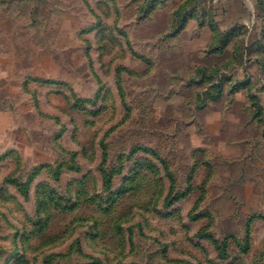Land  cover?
Returning <instances> with one entry per match:
<instances>
[{
  "label": "rangeland",
  "instance_id": "374dc122",
  "mask_svg": "<svg viewBox=\"0 0 264 264\" xmlns=\"http://www.w3.org/2000/svg\"><path fill=\"white\" fill-rule=\"evenodd\" d=\"M0 264H264V0H0Z\"/></svg>",
  "mask_w": 264,
  "mask_h": 264
},
{
  "label": "trees",
  "instance_id": "16d2710c",
  "mask_svg": "<svg viewBox=\"0 0 264 264\" xmlns=\"http://www.w3.org/2000/svg\"><path fill=\"white\" fill-rule=\"evenodd\" d=\"M105 174V173H104ZM110 178H108V179H106V181H105V187H106V189L110 186V180H109ZM186 195V194H185Z\"/></svg>",
  "mask_w": 264,
  "mask_h": 264
}]
</instances>
